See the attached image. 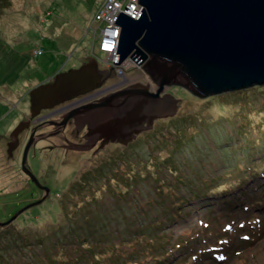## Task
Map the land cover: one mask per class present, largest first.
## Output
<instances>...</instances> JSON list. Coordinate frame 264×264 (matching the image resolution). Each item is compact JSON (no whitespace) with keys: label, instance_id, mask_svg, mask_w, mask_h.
<instances>
[{"label":"rangeland","instance_id":"rangeland-1","mask_svg":"<svg viewBox=\"0 0 264 264\" xmlns=\"http://www.w3.org/2000/svg\"><path fill=\"white\" fill-rule=\"evenodd\" d=\"M102 1L0 0V220L42 198L6 223L7 227L0 225V237H16L18 245L7 239H0V245L13 246L15 251L24 239H41L44 245L31 251L37 252L38 264H48L46 254L52 255L58 248L53 244L58 238L57 225L85 223L86 227L98 223L95 215L104 219L120 210L127 219L121 217L119 230L115 225L101 233L97 247L106 245L108 252L95 262L90 260L91 264H111L105 258L108 253L121 257L124 264H143L141 252L151 245L145 243L140 248L137 239L128 234L132 229L150 234L155 248L160 238L169 240L167 244L163 239L168 248L161 255L153 252L150 264H214L210 263L212 249L196 261L190 253H202L203 248L213 245L210 243H217L218 237L227 236L231 239L224 248L227 255L215 264H264V84L204 97L182 86H169L163 95L172 94L169 96L176 103L173 113L158 117L150 128L137 133L130 146L109 144L97 154L71 150L61 145L60 136L53 138L48 131L53 123L41 122L52 111L43 108L35 115H23L29 108L28 95L23 91L31 82L40 84L50 74L79 67L89 56L96 55L102 67L107 65V53L99 49L98 39L89 29L98 26L90 23ZM35 48L42 52L35 55ZM23 66L24 71L20 70ZM125 69L130 79L116 89L146 82L142 70L131 61ZM15 71L26 76L11 81ZM116 78L120 79L115 77L106 83L110 81L111 87L118 82ZM52 114L59 116L57 112ZM19 124L21 128L15 132ZM15 139L18 142L9 153V142ZM50 143L55 145L48 146ZM24 153L25 166L37 180L24 169ZM37 154H43L44 159L35 158ZM174 176L184 181L182 187L177 180L165 184ZM203 179H208L210 187L199 200L183 201L173 190L178 186L187 195L183 187L197 189ZM176 204L181 205L180 215L167 212ZM199 218L209 226H201ZM255 218L258 224L255 222L253 228ZM157 219L163 223H155ZM148 220L154 223L142 224ZM226 222H233L235 230L224 232ZM240 225L247 227L250 240L237 234ZM12 230L21 231L20 238ZM84 231L77 228L81 236ZM59 232L66 234V230ZM113 239L118 243L110 246ZM171 247L172 254L167 255ZM65 248L70 256L80 253L79 248ZM0 263L7 261L3 258ZM17 264L33 263L30 258Z\"/></svg>","mask_w":264,"mask_h":264},{"label":"water","instance_id":"water-1","mask_svg":"<svg viewBox=\"0 0 264 264\" xmlns=\"http://www.w3.org/2000/svg\"><path fill=\"white\" fill-rule=\"evenodd\" d=\"M138 2L137 17L120 11L115 20L120 32L111 65L101 68L92 56L79 67L56 73L51 82L33 87L29 92L32 115L115 77L121 79L112 87L124 85L130 77L118 71L131 61L142 70L146 82L122 86L88 106L94 116L90 134L126 144L158 117L176 110L172 94L163 95L169 86H182L204 97L264 84V0ZM79 110L53 121L59 127L51 134L62 130L67 117L79 115ZM17 142H9V153ZM26 155L24 169L37 180L25 166ZM41 200L27 203L10 218L0 220V225Z\"/></svg>","mask_w":264,"mask_h":264},{"label":"trees","instance_id":"trees-1","mask_svg":"<svg viewBox=\"0 0 264 264\" xmlns=\"http://www.w3.org/2000/svg\"><path fill=\"white\" fill-rule=\"evenodd\" d=\"M23 69H24V66L20 70H23ZM20 76H24L23 73L20 71H15L13 74L14 78H18ZM174 178H175V176L172 179H174ZM172 179H171V181H168V183H165V184L170 185V183H172V182L174 183L176 180H177L176 182L178 183V185L181 186V184H184L183 183L184 181L183 182L180 181V177H176L174 180H172ZM182 179H183V176H182ZM209 187L210 186H209L208 179L207 180L203 179L200 181V184L197 185V189L183 187V188H185L184 189L185 191L189 192V193H187V195H184L182 193L183 191H181V189L178 188V186H174L175 189H173V190H177L180 193L179 197L181 199H183V201L186 199H190V198H193L195 200H199L200 197H202L203 195L206 194V191H208ZM155 190L159 194L161 193V191H159L158 188ZM92 203L96 204L94 202H92ZM119 207H123V206L119 205ZM120 209L122 210V208H120ZM180 209H181V205L176 204L173 207L167 208V212L169 211V212H172L173 214L178 212V215H180L181 214ZM92 214H96V213H94V211H92ZM133 216H136V213H133ZM94 217H97V219L99 220L98 223H88L86 225V227H85V223L84 224H76V223L69 224L68 223V225H67V222H66V225L65 224H61V226L57 225L59 227V230L57 233L58 238H57V240H54L53 244H54V246H58V248L54 251V253H52V255H50V253L46 254V256H48L46 259L47 263L48 264H91L90 260L92 262H95L97 259H99L98 256H103L102 253H104V252L107 253L108 252L107 246L106 245L102 246L101 244H99L98 246H100V247H97L96 241L102 240V239H100L101 233L108 231V230H111L112 226L117 225L115 230H119V228H118L119 222L122 221V218L124 220H126L127 217L124 214V212L120 211V210L115 211L114 217H104V219L101 216L95 215ZM107 218H108V220H107ZM4 220H6V219H4ZM95 220H96V218H94L93 221L96 222ZM148 221H144L142 224H146V225L151 224L152 225L154 223L152 220H151V222H153V223H150V220H148ZM129 222L131 223L130 220H129ZM155 223H157V224L163 223V220L157 219V220H155ZM7 224L2 225V226L7 227L8 226ZM130 225L132 226L134 224H130ZM77 228L85 229L84 232L86 234L84 236H81L77 232ZM60 230H62V231L66 230V234H62L63 232L60 233L59 232ZM56 231H57V229H55V232ZM131 231L132 232H129L128 234L132 235V236L131 235L130 236L132 237L133 240L137 239L136 241L139 243V245L141 243H150L151 248H153L155 251H161V248L163 247L162 242L160 243L159 246H157L155 248V246H153L154 243L151 239L152 236L150 234L141 233L140 230H138V229H132ZM10 232L13 234H16L17 236H19V238L21 236V231L12 230ZM98 233H100V234H98ZM96 236H98L99 238H95ZM144 237H149V239L143 240ZM155 237H158V236H155ZM159 237H162V236H159ZM0 239L2 242H5L6 241L5 239H7V240H10L11 243L15 242L18 245V241L15 240L16 237H13V238H11V237H0ZM123 240H126V239H123ZM34 241H35V239H30V241H25V239H24V241H23L24 243H23V245L20 246V249H17L15 251H12V248H14L13 246L12 247L11 246L5 247L3 245H0V261H2L4 258L7 261V264H17V262L19 260L24 259V261H27L31 258L33 264H38L39 258L36 254L37 252H34L32 254L31 250H32V248L33 249L40 248V246L44 245V241H41V239L37 240L35 242ZM109 243H110L109 245L111 246L115 243L117 244L118 241L113 239ZM68 246L73 247L74 250L76 248H79L80 253L70 256L68 254V252L65 251V249H66L65 247H68ZM98 248H102V250H99ZM140 248H142V246H140ZM29 249H30V251H29ZM23 251H24V253H23ZM105 258H109V262H111V264H118V263L124 264L126 262L125 260L124 261L121 260L120 259L121 257L115 256V254H113V253H108V255L105 256ZM129 260H131L133 262L136 261L133 259H129ZM40 262H42V264H45L43 261H40ZM0 264H2V263H0Z\"/></svg>","mask_w":264,"mask_h":264},{"label":"flooded vegetation","instance_id":"flooded-vegetation-1","mask_svg":"<svg viewBox=\"0 0 264 264\" xmlns=\"http://www.w3.org/2000/svg\"><path fill=\"white\" fill-rule=\"evenodd\" d=\"M87 60V59H86ZM85 60V61H86ZM83 62L84 60L81 59ZM130 68V67H129ZM61 70V69H60ZM64 70V69H62ZM128 70V69H125ZM58 72V71H57ZM54 74L48 75L43 82H49L53 79ZM131 76V75H129ZM118 79L116 78L114 81H117ZM42 82V83H43ZM111 82H107L104 84L102 87L95 88L93 90L87 91L85 93H80L75 97L69 98L59 104H56L50 108H45V110H48V112L52 111V113H58V118L57 117H52L53 114L51 113L50 116L48 115L45 120L41 122H48L51 121L52 126L50 127L51 129L48 131H54L58 129L59 125L56 124L53 121H58L60 117L64 115H69L71 112H74L75 110H78L80 108V114L76 113L77 115H72L67 117L66 119V124L61 132H57L53 134V138L60 136L61 139V145L69 147L71 150H86V151H92V154H97L100 152L103 148L109 146V144H120L124 146H130L132 144V140H129L126 144L123 142H118L114 140H109L106 142L104 136H98V135H91V125L94 116L88 112L89 110V105L93 102H95L97 99L113 92L116 90L115 87H110L109 85ZM108 85V86H107ZM29 107V106H28ZM31 114L30 108H28V111H25L23 115H28ZM49 114V113H47ZM23 118V117H22ZM24 119V118H23ZM33 127V126H31ZM50 132V133H51ZM69 132V134H68ZM60 133V135H59ZM69 136H68V135ZM54 142V141H53ZM49 145H55L54 143H50ZM59 145V144H56ZM39 154H37L38 156ZM43 154L41 156L35 157V158H43ZM97 164V163H96ZM109 164V163H107Z\"/></svg>","mask_w":264,"mask_h":264},{"label":"built area","instance_id":"built-area-1","mask_svg":"<svg viewBox=\"0 0 264 264\" xmlns=\"http://www.w3.org/2000/svg\"><path fill=\"white\" fill-rule=\"evenodd\" d=\"M140 9L138 0H105L95 19L103 22L100 30V46L103 50L114 52L120 28L115 21L120 11L137 17Z\"/></svg>","mask_w":264,"mask_h":264},{"label":"bare ground","instance_id":"bare-ground-1","mask_svg":"<svg viewBox=\"0 0 264 264\" xmlns=\"http://www.w3.org/2000/svg\"><path fill=\"white\" fill-rule=\"evenodd\" d=\"M137 82H138V81H137ZM135 83H136V82H135ZM119 88H120V87H119ZM119 88H118V89H119ZM116 90H117V89H116ZM76 96H77V95H76ZM73 97H75V96H73ZM71 98H72V97H71ZM99 113H100V112H97V114H99Z\"/></svg>","mask_w":264,"mask_h":264}]
</instances>
